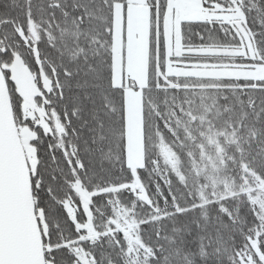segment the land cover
I'll return each instance as SVG.
<instances>
[{"label": "snow or ice", "instance_id": "obj_1", "mask_svg": "<svg viewBox=\"0 0 264 264\" xmlns=\"http://www.w3.org/2000/svg\"><path fill=\"white\" fill-rule=\"evenodd\" d=\"M0 264H264V0H0Z\"/></svg>", "mask_w": 264, "mask_h": 264}]
</instances>
